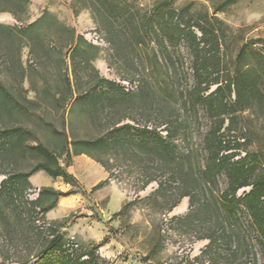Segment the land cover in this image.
<instances>
[{
    "label": "rangeland",
    "instance_id": "1",
    "mask_svg": "<svg viewBox=\"0 0 264 264\" xmlns=\"http://www.w3.org/2000/svg\"><path fill=\"white\" fill-rule=\"evenodd\" d=\"M236 73L247 89L234 112L189 107L198 74L219 77L208 94ZM220 119L217 135L244 138L231 152L256 156L251 178L264 172V0H0V264H64L52 240L76 242L86 264H264L247 213L219 206L226 176L202 184ZM41 146L58 164L84 151L108 169L90 192L54 178L74 196L55 222L56 198L22 176L45 163ZM98 189L122 202L105 221ZM186 193L200 212L189 215Z\"/></svg>",
    "mask_w": 264,
    "mask_h": 264
},
{
    "label": "trees",
    "instance_id": "2",
    "mask_svg": "<svg viewBox=\"0 0 264 264\" xmlns=\"http://www.w3.org/2000/svg\"><path fill=\"white\" fill-rule=\"evenodd\" d=\"M199 31L202 34L200 41L202 42L203 46H205L208 44L206 43L205 35L202 30ZM190 33L192 39L196 41V36L192 32ZM198 45L199 44L197 43V46ZM199 61L201 60L199 59ZM203 61L217 62V59L215 58V56H213V54H208L203 59ZM198 69L199 68L197 67L196 71H198ZM218 83L219 77L217 75L212 77L210 74H198L197 83L195 87L196 89L193 92V98L188 99L189 107L195 109L200 104H207L211 102V107L220 109V112H234L237 106L240 104V101L242 100V97L244 96V93L247 89L245 88L242 74L236 73L233 79L225 80L224 86H218L214 91L206 94L211 86L217 85ZM231 91H233L235 94V100L233 105H227L226 103H224L223 97L226 94L227 96H230ZM223 124L224 119H220L218 126L215 130L216 135H214L211 144L212 149L210 150V158L209 161L206 163L203 171L205 178L203 179L202 184L204 187L210 184L213 185L216 182L215 179L218 174L223 173L226 176L229 186L225 191L222 192L221 196L219 197V206L224 209L225 213L229 216H235L239 211L244 210L250 218V224L258 237L260 245L264 249V172H257V174L254 175L253 178H251L252 173L255 170L253 165L257 164L256 156L251 157L248 154H244L243 157H238L237 153L231 152L242 145L241 143L244 142V138H237L236 141H229L224 139L222 135H217V133L222 128ZM172 135L173 128L167 125V139L172 137ZM3 137V133L0 132V140ZM163 147L164 149H168L167 144L163 143ZM37 149H39V151L41 152L43 158L45 159V163L35 166L29 172L23 174V177L27 178L30 175L36 173L37 171H43L46 175L53 179L61 177L63 178V180L69 183L73 182V178L68 175L65 169L58 164L57 159L54 158L52 153H50L42 146ZM99 185L100 184H98L96 187H98ZM243 188H250V190L248 192L244 191L241 195L238 196L236 193ZM46 191H49L55 198H57L58 196H62V194L53 192L50 189ZM185 196L189 197V207L191 208L189 215L200 212L202 207L204 206V201L203 204H200L199 202L197 203V200L194 198V196H191L189 193H186ZM22 199L20 198V201ZM23 201L26 202L25 199H23ZM52 227L53 224L50 225L49 229ZM199 239L208 240L207 248H210L212 244H214L215 240V238L210 234L202 235L199 237ZM55 243L56 240H52L51 249H59L65 259L64 264H86L88 263V261L91 260L89 258V252L84 256H81L80 260L79 257L75 256V252L77 250H65L63 249V245L61 247L58 246L57 248H55ZM91 253L93 257V252ZM44 257L45 256H43L38 261V263H40ZM84 257L86 259H83ZM243 264L258 263L255 260H253L252 262H248V260H245Z\"/></svg>",
    "mask_w": 264,
    "mask_h": 264
},
{
    "label": "crops",
    "instance_id": "3",
    "mask_svg": "<svg viewBox=\"0 0 264 264\" xmlns=\"http://www.w3.org/2000/svg\"><path fill=\"white\" fill-rule=\"evenodd\" d=\"M71 153V150H69ZM59 165L65 169L68 175L73 178V182L71 183L73 186H79L82 191L90 192L93 188H95L98 184L105 181L108 175V169L105 168L102 164H100L93 157L84 152H79L76 154H72L68 165H63L59 163ZM55 179L46 175L43 171H39L35 173L31 177L28 178L29 183L33 186H42L44 188L50 189L53 192L61 191L60 182L54 181ZM66 186L72 187L67 184ZM66 197L69 199L71 196H59L55 199L52 205L47 207L46 216L49 221H57L61 219L63 216V212L66 211L67 207H63L62 205L67 202H61ZM107 198L105 201L104 208L101 209L98 205V201ZM95 206L98 207V211L102 214L100 218H103V221L110 219V215L116 212H119L122 207L121 199L114 192H110L107 190L101 191L98 189L97 191V200L95 202ZM109 208L112 210L109 211Z\"/></svg>",
    "mask_w": 264,
    "mask_h": 264
},
{
    "label": "built area",
    "instance_id": "4",
    "mask_svg": "<svg viewBox=\"0 0 264 264\" xmlns=\"http://www.w3.org/2000/svg\"><path fill=\"white\" fill-rule=\"evenodd\" d=\"M29 193H31V194L27 195V196H30V199H32V200L34 199L35 200L39 196L40 189L29 190ZM36 214H38V216H42V213L40 212L39 209H37V213ZM35 222L37 224L41 223L43 227H50V225H51L50 222L45 223L43 221H40L39 218ZM68 246L70 247V250L71 249L77 250V248L79 247L78 244L76 242H74V241H70L68 243ZM68 252H70V251H68ZM83 259H86V258L84 257Z\"/></svg>",
    "mask_w": 264,
    "mask_h": 264
},
{
    "label": "bare ground",
    "instance_id": "5",
    "mask_svg": "<svg viewBox=\"0 0 264 264\" xmlns=\"http://www.w3.org/2000/svg\"><path fill=\"white\" fill-rule=\"evenodd\" d=\"M185 208H186V203L183 202L181 205H179V206L176 208L175 211H177V212H181V211H183Z\"/></svg>",
    "mask_w": 264,
    "mask_h": 264
}]
</instances>
